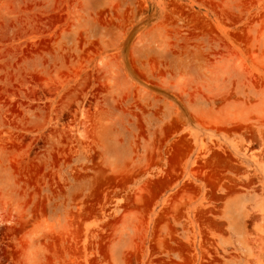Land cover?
Masks as SVG:
<instances>
[{"label":"rangeland","instance_id":"1","mask_svg":"<svg viewBox=\"0 0 264 264\" xmlns=\"http://www.w3.org/2000/svg\"><path fill=\"white\" fill-rule=\"evenodd\" d=\"M0 264H264V0H0Z\"/></svg>","mask_w":264,"mask_h":264}]
</instances>
